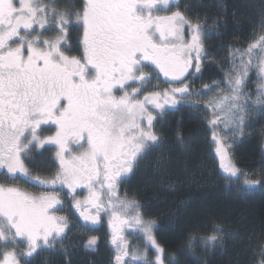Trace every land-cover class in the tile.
Masks as SVG:
<instances>
[{"label":"snow or ice","instance_id":"1","mask_svg":"<svg viewBox=\"0 0 264 264\" xmlns=\"http://www.w3.org/2000/svg\"><path fill=\"white\" fill-rule=\"evenodd\" d=\"M57 3L0 0V176L7 181L0 182V264H31L38 250H54L66 238L68 218L57 214L64 210L59 192L65 189L86 224L98 225L102 213L107 217L115 264L130 256L125 228L141 233L155 249L154 260L145 251L131 254L128 264H165L170 257L157 243L155 221L145 218L137 200L121 194L120 185L163 144L154 121L166 106L206 94L190 91L186 82L209 55L202 39L206 25L186 16L176 0H83L79 10H60ZM74 23L82 30L79 55L70 54L68 43ZM48 32L57 35L49 38ZM253 67L261 80L256 104L264 109V32L245 50L234 51L224 88L210 89L221 94L204 102L219 167L229 179L243 177L245 191L261 182L236 166V141L228 137L242 136L247 113L255 110L243 92ZM161 74L179 86L145 95L141 89ZM53 128L54 134H43ZM40 149L55 152L58 171L51 178L33 174L26 164ZM17 181L43 191H25ZM78 189L87 192L83 199ZM221 232L216 228L196 242L221 244ZM97 243L90 236L85 248L95 251ZM258 251L257 264H264V245Z\"/></svg>","mask_w":264,"mask_h":264},{"label":"trees","instance_id":"2","mask_svg":"<svg viewBox=\"0 0 264 264\" xmlns=\"http://www.w3.org/2000/svg\"><path fill=\"white\" fill-rule=\"evenodd\" d=\"M177 3L186 16L199 18L206 25L203 41L209 55L201 61V72L194 76L195 86L222 82L232 68L234 51L245 50L256 35L264 32V0ZM82 4L83 0H58L56 6L71 10V5L77 10ZM75 25L70 31L78 43L82 30ZM256 79L253 74L248 82ZM249 87L254 95L246 102L255 110L247 113L244 137L233 144V160L250 179L259 180V185L245 191L243 177L239 181L229 179L219 167L211 129L205 123L208 113L204 105L192 107L193 103H179L168 108L163 117L157 116L155 127L163 144L139 160L131 177L121 184V192L141 204L146 219L155 221L153 232L170 257L168 264H257L261 259L258 249L264 245V109L256 104L257 85ZM41 156L43 166L52 170L50 155ZM216 228L223 229L219 234L221 244L206 247L196 242ZM73 229L54 250H38L31 264H113L107 243L101 241L95 251L87 250L78 237L81 229ZM190 237L194 239L190 241Z\"/></svg>","mask_w":264,"mask_h":264},{"label":"rangeland","instance_id":"3","mask_svg":"<svg viewBox=\"0 0 264 264\" xmlns=\"http://www.w3.org/2000/svg\"><path fill=\"white\" fill-rule=\"evenodd\" d=\"M176 2H178V0H176ZM46 3H48V1ZM170 7H171V5H170ZM77 10H79V9H77ZM176 10H177V8L172 7V11H176ZM179 10H180V8H179ZM161 14H166V13H161ZM167 14H170V13H167ZM73 25H75V24H73ZM75 26H77V25H75ZM70 28L68 30V43L73 48V51L70 54L79 55V51L78 52H76L77 50L74 51V49H76L78 47V46L76 47V44L78 45V43H76V41L72 37V33L70 31ZM77 28H78V26H77ZM45 35L48 36L49 38H52L55 35H57V33L56 32H48V33H45ZM186 36H187V30H186ZM202 39H203V35H202ZM252 42H250V43H252ZM247 47H248V45H247ZM253 55L255 57L256 55H261V54L254 53ZM238 62H239V58L237 57V63ZM255 63H256V60L253 59V64H255ZM146 70L150 71V68L146 69ZM253 74H256L257 79L256 80H252V82H248L249 78ZM153 75L155 76L156 74L154 73ZM193 79H194V77H192V78H190V79H188L186 81L189 84V86H190V91H194L195 93H206V94L205 95H201V96L193 95L192 97H190V98H188L186 100H181L180 103H195V102H199V104L204 105V102H206V101L214 98L215 96L221 94L219 90L210 91V89H218V86H219V88H224V86H225V79L222 82L202 83V84H196V86H195V84H193ZM260 84H261V80L259 79V76L257 74L256 69L254 67L249 69V73H248L247 77L244 79V88H243V92L245 93L246 100L250 96L254 95V91L252 89H250L249 85H252V86L253 85H257V90H258ZM205 85H207V88L205 87ZM133 86H136V85H133ZM177 86H179V85L176 84V83L169 82L161 74L159 76V79H152L150 81V83H148L147 85L144 86V88L141 89V91L145 95H147L149 92H157V91L163 93L164 90L170 89V88H173V87H177ZM117 94L119 95V94H122V93H117ZM224 94H228L226 88H225ZM140 98L142 99L143 97L141 96ZM254 101H256V100H254ZM166 108H170V107L166 106ZM150 110H152V109L150 108ZM153 114L155 115V112ZM247 122H248V119L246 120V125H247ZM154 124H155V121H154ZM54 131H55V129L53 128L51 131L45 132L43 134L44 135H52V134H54ZM217 132L220 135L224 134L220 129H217ZM245 133H246V127L244 129V133H243L242 136H236V137L229 136L228 139L235 140L236 142H238L239 140H242V138L244 137ZM46 147H48V146H46ZM38 154H40V155H38ZM42 154L50 155V161H51V165H52V170H47L48 166L47 167L43 166V159L41 158ZM33 156H34V159H33L32 162H27L26 161V164H27V166L29 168V171H31L33 174L40 175L43 178H51V176L58 171V161L55 160V152L54 151H48L47 152V151H44L43 149H40V150H37V152H35L33 154ZM38 156H40V157H38ZM218 160H219V157H218ZM0 182L6 183L7 181L5 180L4 177L0 176ZM16 183L23 190L31 192L33 194H39L41 191H43V189L38 188V187H34L32 184L24 183L23 181H17ZM120 188H122L121 185H120ZM78 191L83 196L84 195L86 196V194H87V192L84 191V190L78 189ZM66 192H67V189H65L64 191L59 192L60 198L64 201V210L59 212V213H57V214L61 215V216H66L68 218L69 228H70L71 224L73 223L77 228L81 229L79 231V233H78V237L81 236L84 246L86 244L87 239L90 236H96V237L98 236L97 238L99 240H98L97 246L100 245L102 242L107 243V247L111 251V256H110L111 262L113 264H115V259L114 258H115L116 252H115L114 246L111 244V228L108 225L107 217L103 214V222H102L103 226H102L101 230H97V228L84 227L82 225L83 220H80L79 217H77L78 215H74V211L71 209L72 207L70 205V199H69L70 196H66L65 195ZM121 194H124V192L122 191ZM74 225H72V226H74ZM69 228H68V230H66V235H71L72 231L74 230V229L70 230ZM122 235L125 238V240L128 242L129 253H130L129 258L130 259H131V254H133V253H144L146 251L148 258L150 260H154V258H155V249L147 246V242L143 238L141 233L137 232L133 228H125L123 230ZM18 247H19V249L22 250L24 248V245L20 244ZM125 260H126V258H125ZM165 264H168V263L165 262Z\"/></svg>","mask_w":264,"mask_h":264},{"label":"flooded vegetation","instance_id":"4","mask_svg":"<svg viewBox=\"0 0 264 264\" xmlns=\"http://www.w3.org/2000/svg\"><path fill=\"white\" fill-rule=\"evenodd\" d=\"M133 172H134V170H133ZM133 174V173H132ZM132 174H130V176H129V178L131 177V175ZM128 178V179H129ZM127 179V180H128ZM87 195V194H86ZM77 196H78V198H80V199H83L84 197H85V195L83 196L79 191L77 192ZM69 199L71 200V197H69ZM71 205V204H70ZM72 207V206H71ZM73 211H74V215H78L77 217H79V219L80 220H83L80 216H79V213L72 207L71 208ZM74 217V216H73ZM102 222H103V213L101 214V219H100V222H99V224L98 225H91V224H86L84 221H83V223H82V225L84 226V227H87V228H97V230H101L102 229V226H103V224H102ZM72 225H74L73 223L71 224V226H70V230L71 229H73L74 227H75V225L74 226H72ZM98 237V236H97ZM99 240V239H98ZM58 244V243H57ZM57 246V245H56ZM55 248H57V247H55ZM154 249V248H153ZM130 261V258L129 257H127L126 258V260H125V264H128V262Z\"/></svg>","mask_w":264,"mask_h":264}]
</instances>
